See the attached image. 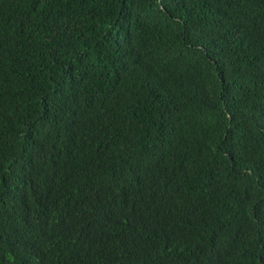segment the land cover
I'll list each match as a JSON object with an SVG mask.
<instances>
[{"label": "trees", "instance_id": "1", "mask_svg": "<svg viewBox=\"0 0 264 264\" xmlns=\"http://www.w3.org/2000/svg\"><path fill=\"white\" fill-rule=\"evenodd\" d=\"M0 264H264V0H0Z\"/></svg>", "mask_w": 264, "mask_h": 264}]
</instances>
